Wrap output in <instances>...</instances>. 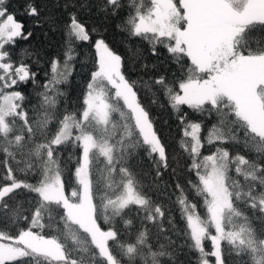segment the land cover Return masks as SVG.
<instances>
[{
	"label": "snow or ice",
	"instance_id": "1",
	"mask_svg": "<svg viewBox=\"0 0 264 264\" xmlns=\"http://www.w3.org/2000/svg\"><path fill=\"white\" fill-rule=\"evenodd\" d=\"M56 7L63 21L36 0L22 10L0 0V264H184L185 248L197 264H264V0ZM93 7L89 28L80 13ZM37 28L63 32L55 57L31 44ZM82 44L93 66L70 109ZM133 45L138 55L126 54ZM154 106L175 122L182 153L169 155ZM140 152L156 180L172 175L164 183L184 227L137 179L130 162Z\"/></svg>",
	"mask_w": 264,
	"mask_h": 264
},
{
	"label": "trees",
	"instance_id": "2",
	"mask_svg": "<svg viewBox=\"0 0 264 264\" xmlns=\"http://www.w3.org/2000/svg\"><path fill=\"white\" fill-rule=\"evenodd\" d=\"M57 2L60 5H63L66 0H36L37 4L45 5L46 6V13H51L52 15L60 17L61 21L65 19L64 10L62 7H56ZM77 3L82 2V0H76ZM90 2L95 3V0H90ZM25 3V0H11L12 8L13 9H21L22 5ZM96 9L95 7L92 8L91 13H87L86 11H81L80 18L85 21L90 28L93 23L99 22V17L95 15ZM17 19L21 20L25 23L26 27L31 28L32 25L30 21L25 18L24 16L18 15ZM108 38L110 41L114 42L116 46L120 49L121 52H124V48L120 45V35L117 34L114 30H111L107 33ZM64 35L62 31H56L51 32L49 31L48 36L45 37L43 35V30L37 28L35 29L34 36L31 39V44L39 48L43 53H45L48 57H55L58 53L61 51V44L63 43ZM26 42H22V45ZM128 55H138V53H135V45H133V51L132 53H126ZM92 57H93V50L90 49L86 44H82L77 59L80 61H83V67H81L80 64H77L78 69V75L73 79L70 86L67 87L68 92V107L70 109L78 107L80 103V98L82 94L84 93V84L88 80L89 70L92 68ZM31 63V61H28ZM33 68L39 72H41L40 78L42 79V69L36 68L35 65H33ZM130 75L133 79L138 78L139 76L143 75L141 72H130ZM147 79V76L144 77ZM25 94L28 95L31 99V105L36 106L37 105V96L35 95L32 87L29 85L25 89ZM143 95V90L141 92ZM154 113L157 115V126L162 130V133L165 138V143L168 145V152L171 156L174 152L175 153H182V150L178 146V140L180 139L181 133L179 130L175 127V122L171 120L168 113L160 108L153 107ZM168 120V124H164V120ZM52 128H55L56 125L53 123L51 125ZM73 150L69 148L67 151L62 153L61 159L67 161L69 153H71ZM202 151L207 154L209 152V149L206 147ZM235 151V149H234ZM78 155L75 153L73 155V159L71 162H69L68 167L69 169H74L75 167V156ZM183 163V159L181 160ZM131 167L136 174L137 179L142 183L145 191L149 196L152 197L153 200H155L158 203H162L164 205H170L173 209L172 215L174 217V222L178 227H184V223L181 221L180 218V212L177 209V206L175 204H172V200L175 199L174 196H172V189L170 187H165V181L168 183V185L174 184V179L170 172L164 173V175L159 179H155V172L153 170V164L151 161L145 156L143 152H140L138 156H135L131 160ZM67 177L69 179H72V172L69 171L67 173ZM171 197V199L169 198ZM193 200H195L197 203H200L199 199L192 196ZM201 212H203V209H200ZM255 227L259 230L261 228V224L259 220L254 219ZM165 228L170 229L171 226L167 224V218L165 219ZM169 236L173 240H177V243H181L182 241L179 240L175 235H172L171 231L168 232ZM155 243V240L153 241ZM160 242L166 243L164 241L163 237H161ZM206 246L210 245L209 241H205ZM182 261H184V264H197V254L190 252L187 248L183 249L182 254L179 257ZM240 257H236L233 254L232 260L239 262Z\"/></svg>",
	"mask_w": 264,
	"mask_h": 264
}]
</instances>
